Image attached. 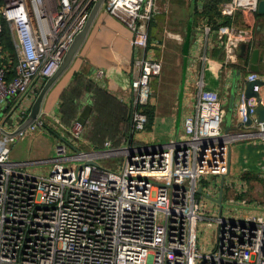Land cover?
I'll return each mask as SVG.
<instances>
[{"label":"built area","instance_id":"built-area-1","mask_svg":"<svg viewBox=\"0 0 264 264\" xmlns=\"http://www.w3.org/2000/svg\"><path fill=\"white\" fill-rule=\"evenodd\" d=\"M95 1H0V58L10 57L1 36L3 19L18 56L12 75L11 59L0 62V264H264V209L238 215L221 209L214 216L204 215L199 195L206 179L218 197L235 141L264 143V120L255 109L264 104V84H255L260 99L246 95V79L264 78V73L251 70L240 77L229 130L223 127L226 108L220 90L205 87L203 79L195 110L184 116L181 132L165 143L115 145L106 140L101 148L85 149L80 146L85 125L78 117L66 124L42 113L18 129ZM258 2L223 0L221 10L225 15L239 7L257 10ZM204 3L200 0L201 6ZM104 4L127 22L133 44L147 48L159 0ZM203 19V29L211 32V18ZM217 33L225 48V67L239 58L241 42L253 37L250 28L228 24ZM139 60L132 80L131 120L134 129L142 130L148 121L142 105L149 100L150 75L159 64L148 56ZM248 115L250 124L245 123ZM49 120L70 132L58 137L56 155L14 160L11 143L48 127ZM112 156H121L117 166L101 160ZM47 160L52 162L47 173L28 167ZM200 221L214 227L211 246L198 243Z\"/></svg>","mask_w":264,"mask_h":264},{"label":"crops","instance_id":"crops-1","mask_svg":"<svg viewBox=\"0 0 264 264\" xmlns=\"http://www.w3.org/2000/svg\"><path fill=\"white\" fill-rule=\"evenodd\" d=\"M160 1V11L153 16L152 21L166 6L168 0H159V3ZM222 3L223 0L217 2L219 14L216 18H211L212 13L206 11L208 0H205L203 6H201L200 0H196L193 8L191 0L187 33L183 41L180 59L182 82L179 84V90L174 99H167L166 97H173L176 95L175 92L168 90L165 92L161 88L159 96L154 95L153 104L156 106V117L150 126V116L146 109L149 100L142 105L143 110L148 115L146 127L142 130L132 129L131 113L127 126L123 123L124 118L122 116L117 118V114L120 112L118 110L120 103L128 105L133 100L132 80L140 69L139 58L142 56L149 57L150 54L153 55L152 53L156 54L155 48L152 46L153 42L149 35L147 48L136 47L131 40L132 29L126 21L111 12L106 4L102 5L71 64L46 93L41 113L48 119L60 117V113H62L63 121L70 124L74 117H79L84 107L90 103L92 111L86 124H84V132H129V137H125L121 144L129 141L137 144L167 142L171 137L166 135L167 133L164 135V132H174L173 136H176L183 129L184 116L195 110L201 79L204 80L205 87L217 88L221 93L226 91L229 96L228 100H230L233 74L239 69L244 72L251 71L250 60L255 46L260 47L261 72L264 73V56L259 45V41L264 37V14L259 13L258 10L239 7L233 14L225 15L221 10ZM204 15L209 16L213 22L211 32H206L203 29L204 19L202 20V17ZM222 24L250 28L253 34L252 39L248 41L245 54H240L236 61L226 67L224 66L225 48L217 33ZM188 37L190 43L188 50H186L185 41ZM215 65L221 67L224 74L223 80L218 81L215 78L212 71L215 69ZM209 74L210 77L208 78ZM153 90L155 93V88ZM175 99H177L176 104H174ZM236 107L237 98H235L234 117ZM225 108L227 112V107ZM129 112L131 111L129 110ZM49 121L47 123L49 128L47 126L39 127L31 133L38 132V136L35 134V137H40L43 132H68L66 127H62V129L51 122L52 120ZM159 122L165 125L158 139L151 140L146 138L147 136H140L145 129H149V132H157L155 127ZM131 131L133 136L130 139ZM154 136L157 138L156 135ZM234 143L231 147L229 172H231L234 161ZM221 209L222 206H219L218 210L221 211Z\"/></svg>","mask_w":264,"mask_h":264},{"label":"rangeland","instance_id":"rangeland-1","mask_svg":"<svg viewBox=\"0 0 264 264\" xmlns=\"http://www.w3.org/2000/svg\"><path fill=\"white\" fill-rule=\"evenodd\" d=\"M166 2V6L162 8V11L149 24L150 40L153 42L152 46L155 48L156 54L152 53L153 55L150 54L148 58L156 60L159 64L152 69L150 75L151 91L149 104L146 107L150 116L149 126L156 117V106L153 104L154 95L158 97L161 88L165 92L167 90L175 92L176 95L173 97H166L167 99H174L177 96L179 84H181L183 78L180 59L183 41L187 33L191 0H168ZM218 11L211 12L212 15H216L214 18L218 16ZM259 45L262 48L264 56V37L259 41ZM214 68L212 71L215 78L219 81L223 78V71L218 65H215ZM221 99L224 105L229 103V96L226 91L221 93ZM132 101L128 105L119 104L118 110L120 112L117 114V118L122 116L125 126L128 124L131 113L129 110L131 111L133 105ZM176 101L177 99L174 100V104H176ZM225 107H227V112L223 121L224 129L227 126L230 112L229 104ZM60 115L63 120V114L60 113ZM231 115V126H234L232 125L235 119L234 111ZM164 125L162 122H159L155 127L157 132H149V129H145V131L141 132L140 136H147L146 138L151 140L158 139ZM37 133H27L22 138L11 143V157L14 160H31L54 156L57 153L56 141L58 137H66L70 134V132H43L40 137H35ZM165 134L173 137L174 132H164ZM125 137H129V132H84V141L80 142V146L85 149L93 147L101 148L106 140H112L115 144H121ZM119 157L121 156L101 157V160L106 165L113 162V165L117 166L116 161ZM233 158L231 172L228 173L224 180L222 203L214 199V197H217L215 192L207 187L209 181L204 180L202 192L199 194L202 207H205L204 211L202 210L204 215L214 216L218 214L220 212L218 210L219 206H222V212L227 215L243 214L250 208L264 209V143L261 141L253 143V141L247 139H239L234 143ZM51 166L52 162L49 160L28 164L29 168L45 173L51 170ZM213 228L200 221L198 243L201 247L211 246L213 242Z\"/></svg>","mask_w":264,"mask_h":264},{"label":"water","instance_id":"water-1","mask_svg":"<svg viewBox=\"0 0 264 264\" xmlns=\"http://www.w3.org/2000/svg\"><path fill=\"white\" fill-rule=\"evenodd\" d=\"M106 0H96L95 3L93 4L89 16L87 18V21L84 25V27L76 34L74 40L72 41L71 45L69 46L68 50L66 51L63 60L60 63V66L56 70L54 74L49 76L46 81L44 82L42 88L40 89L39 93L37 94L32 107L30 109V112L28 116L25 118V120L20 124L18 129L25 128L27 127L33 120L37 118V116L41 113L42 111V104L45 98L46 93L50 89V87L54 84V82L58 79V77L64 72V70L71 64L72 60L74 59L75 55L79 51V48L81 47L82 43L84 42L91 26L96 18L98 12L102 8V5L105 3ZM196 0H192V8L194 7ZM257 10L259 13L264 14V0H259L258 2V7ZM190 43V38L188 37L187 40L185 41V49L188 50ZM248 47L247 42H241L239 46V54L244 55ZM260 47L255 46L252 50L251 54V60H250V69L253 71L261 72V65H260ZM244 71L236 70L233 74L232 78V84H231V91H230V100H229V106H230V112H229V119L227 120V127L226 130H229L232 128L231 126V114L234 111V106H235V98H236V92L239 86V79L242 76ZM245 73V72H244ZM246 74V73H245ZM255 84H264V78L261 76H258L254 79H246V95L247 97H250L252 95H256L258 99H260V91L255 88ZM255 109L258 113V119L259 120H264V104L262 102H259L256 106ZM92 111V105L89 103L87 104L84 109L82 110L80 116L78 119L83 123L86 124L87 119L89 118V115ZM51 118V116H49ZM54 119V118H52ZM246 124L252 123V117L248 115V118L245 122ZM132 124V120H131ZM132 129L133 125H132ZM68 130V129H67ZM69 132V130H68ZM133 136V132H130V139ZM224 180H225V175L222 176L221 179V187H220V192L218 197H214L215 200H218V202L222 203V197H223V188H224ZM209 196V195H208ZM211 197V196H209ZM213 199V198H212Z\"/></svg>","mask_w":264,"mask_h":264},{"label":"trees","instance_id":"trees-1","mask_svg":"<svg viewBox=\"0 0 264 264\" xmlns=\"http://www.w3.org/2000/svg\"><path fill=\"white\" fill-rule=\"evenodd\" d=\"M1 1V0H0ZM219 0H208V4H207V12H215V10H217V2ZM218 11V10H217ZM219 13V11H218ZM211 18H214V16L212 15ZM4 21V31L2 33V38H3V41H4V45H5V48L7 50L10 51V57L7 58V56H4L2 58H0V62L3 60H9L11 59L10 61V65H9V75H12L14 72H15V64L18 60V56H17V52L15 50V47H14V43H13V39L11 37V32H10V29H9V26L7 25V21L5 19H3ZM77 117V116H76ZM75 118V117H74Z\"/></svg>","mask_w":264,"mask_h":264}]
</instances>
